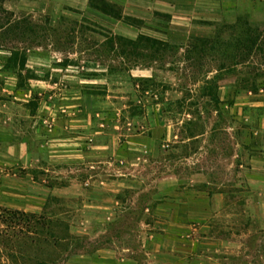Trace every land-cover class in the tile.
Instances as JSON below:
<instances>
[{
	"label": "rangeland",
	"instance_id": "1",
	"mask_svg": "<svg viewBox=\"0 0 264 264\" xmlns=\"http://www.w3.org/2000/svg\"><path fill=\"white\" fill-rule=\"evenodd\" d=\"M145 1L0 0L36 26L0 35V105L46 190L39 217L0 209L2 264H264V58L242 46L264 0Z\"/></svg>",
	"mask_w": 264,
	"mask_h": 264
},
{
	"label": "crops",
	"instance_id": "2",
	"mask_svg": "<svg viewBox=\"0 0 264 264\" xmlns=\"http://www.w3.org/2000/svg\"><path fill=\"white\" fill-rule=\"evenodd\" d=\"M144 4L146 10L149 7V11L172 13L175 12V8L180 7L187 8L185 10L188 12H195L197 2L196 0H147ZM2 109L3 106L0 105V209L16 211L25 216L39 217L46 201V198L42 197L41 191L45 192L46 190L36 183L29 174L25 177L17 176L18 170L15 165H18L20 159H22V163H25L24 158L30 152L29 141L23 137L21 141L19 140V132L16 129L12 113L7 111V107H5L7 112ZM29 167L25 166L22 169L29 170ZM51 194L54 195L55 192L52 191ZM200 201L205 202L198 199V205H200ZM187 205L190 206L189 201H187ZM194 205L195 203L192 201L191 206ZM186 214L190 219L189 210ZM184 236L189 238L191 233L188 232ZM0 264H2L1 254Z\"/></svg>",
	"mask_w": 264,
	"mask_h": 264
},
{
	"label": "trees",
	"instance_id": "3",
	"mask_svg": "<svg viewBox=\"0 0 264 264\" xmlns=\"http://www.w3.org/2000/svg\"><path fill=\"white\" fill-rule=\"evenodd\" d=\"M0 13L6 14L8 17L7 20L0 22V35H4V33H8L11 37L12 40L15 42L21 43V42H29V41H35L38 39L37 34H36V26L28 21V18H19V17H14L11 19L12 13H7L6 11L0 10ZM9 15V16H8ZM6 17V18H7ZM5 18V17H4ZM199 45V53L201 52V49H204L203 51L208 49V52H212L214 49L213 46L215 42L213 40L211 41H205L201 39H195V41ZM248 45V46H247ZM242 46H244L246 49V52L244 53L245 56L249 57L250 53L257 52L258 55H261V57L264 58V40L262 42V45L257 47H254L253 42L252 43H244ZM23 50H18V49H13L10 51V58H13L15 60L19 59L20 66L23 67V56H22ZM252 53V54H253ZM244 56V57H245ZM208 73V72H207ZM219 77L214 75L210 78L206 75L202 81V89H201V96L200 98L205 101V104L208 107H212L214 111H218V107L220 105V102L217 98V82H218Z\"/></svg>",
	"mask_w": 264,
	"mask_h": 264
}]
</instances>
